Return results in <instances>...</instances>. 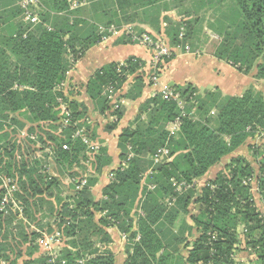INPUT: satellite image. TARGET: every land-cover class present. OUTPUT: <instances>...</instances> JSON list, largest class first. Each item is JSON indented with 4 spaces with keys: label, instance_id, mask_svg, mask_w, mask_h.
I'll return each instance as SVG.
<instances>
[{
    "label": "trees",
    "instance_id": "obj_1",
    "mask_svg": "<svg viewBox=\"0 0 264 264\" xmlns=\"http://www.w3.org/2000/svg\"><path fill=\"white\" fill-rule=\"evenodd\" d=\"M21 1L0 0V177L16 179L20 193L14 196L27 222L17 217L10 204L0 210V229L6 234L0 243L2 258L8 261L5 253L10 251L16 255L10 264H17L23 256L22 245L29 254L21 264H51L45 255H39L36 241L44 229L52 232L53 224L68 238L55 264H79V258L88 260L87 264H114L113 253L107 249L112 241L107 229L113 227L127 233L131 242L125 248L123 264H243L237 258L241 251L249 255V264H264V149L248 145L252 161L241 154L249 139L260 140L264 135V95L253 87L239 96H222L215 90L200 92L188 85L173 88L185 104L183 109L158 94L146 99L121 130L119 165L111 169L113 181L95 201L90 189L98 181L96 176L77 178L78 182L86 180L77 191L78 182L65 188L55 172L61 169L69 175L62 177L78 176L71 168L88 159L94 173L100 174L112 163L106 148L86 155L81 138L75 136L80 126L81 135L88 139H94L95 132L86 107L73 98L76 91L68 89L67 79L71 62L99 43L102 34L98 35L96 26L75 17L77 10H69L71 2L78 6L86 0H38L37 8L30 9L38 24L24 21ZM224 1L217 0V5ZM233 1L239 10L236 22L228 15L224 21L216 18L211 23V30L221 40L213 55L239 73L264 80V0ZM182 22L186 34L179 41ZM177 23L170 25L167 34L172 46L179 44L184 50L188 44L193 52L191 21ZM119 43L129 41L119 39ZM172 57L164 58L162 65ZM126 64L120 73L116 63L100 68L84 86L92 110L112 117L104 126L107 132L114 131L122 119L121 100L139 98L144 80L148 85L151 72L141 71L138 60ZM109 83L115 84L111 99L105 94ZM61 104L69 110L70 121ZM176 119L181 121L175 137L165 128ZM24 130L26 136L18 139ZM38 144L41 155L32 150ZM162 147L169 149L171 160L154 166L147 182L155 188L147 191L141 175ZM208 171L211 176L207 178ZM171 179L195 181L196 185L178 195ZM255 186L257 192L252 190ZM255 193L263 211L255 203ZM172 196L175 201L167 207L165 201ZM139 209L143 217L136 216ZM180 213L187 219L178 233L189 238L176 236L182 248L172 253L164 234ZM30 226L40 232H33ZM97 244L104 249L100 251ZM37 252L39 256H34Z\"/></svg>",
    "mask_w": 264,
    "mask_h": 264
},
{
    "label": "crops",
    "instance_id": "obj_2",
    "mask_svg": "<svg viewBox=\"0 0 264 264\" xmlns=\"http://www.w3.org/2000/svg\"><path fill=\"white\" fill-rule=\"evenodd\" d=\"M149 1L150 0H86L77 7H74L73 4L76 1H73L69 8L70 11L77 10L75 17L78 16L81 20L96 26L98 28V35H103L110 25L117 26L121 24L122 26L126 23H130L138 27L142 32L165 38L171 45L172 42L167 35L170 25H176L179 20L183 19L191 21L192 24L189 41L192 44L193 52L186 53L178 51L173 55L172 59L163 67V71L160 74V85H151L149 81V84L146 85L144 80L143 92L139 98L135 100L122 99V119L118 123L117 128L112 132L104 130L105 124L112 120V117L106 118L105 115H100L92 110L93 104L87 99L84 93V86L95 71L110 63L120 64L130 59L138 60L139 63H141V71L149 73L151 52L145 47L136 44L119 43V39L111 37L108 38L107 41H102L101 36L99 43L87 49L79 60L71 63L72 68L67 76L70 84L68 89L76 91L73 98L86 107V116H88L87 118L89 121H92L93 127L91 129L95 132L94 139H88V141L97 146L96 153H99L101 148H106L107 155L112 160L110 167H105L100 174L94 173L88 163V159L79 163L88 167L84 173L71 168V171L77 173L78 176L70 177V182H73L77 178H88L92 175L97 177V183L90 189L95 201L101 197L102 188L113 181V174L110 173L111 169L119 165L120 150L118 149V136L121 130L130 124L138 113L139 106L144 103L146 99L153 97L155 93L159 92L161 85L166 84L171 88L180 87L182 89H185L189 85L197 88L199 91H211L212 89L218 90V88H220V90L224 91V93L229 96H239L246 88H255L257 83L262 82V80L254 79L250 74L239 73L225 62L217 60L213 54L218 43L215 46L208 44L207 36L211 32V23H215L216 18H221L222 21L225 20L224 17L228 18V12L224 7V3L229 0H225L221 5H217V0H157L150 5H144ZM128 16L129 19L123 23V20ZM110 21L114 22L110 23ZM204 24L206 26H204ZM214 38L218 40L217 36ZM207 45L211 48L205 50L203 53L202 46L204 48ZM221 71L230 76L231 81L227 82L223 77L219 78L218 76L221 75ZM233 73L237 75L235 76ZM207 86H211V89H207ZM124 89H128V83L125 84ZM77 91H80V95ZM83 146L85 147V154L90 155L92 151L89 147L84 144ZM169 161H164L162 163ZM153 165L156 166L158 164L153 163ZM208 172L209 173L205 175L207 178L211 176L210 171ZM143 184L146 186L148 185L146 183ZM66 195L67 193L62 194V196ZM257 196L258 194L255 193V203L257 207L263 211V207ZM170 205L172 206V204ZM138 215L143 217L144 213L139 209L136 211V216ZM180 215H183L184 220L187 219L183 213H180L177 218ZM184 220H182V222ZM107 231L112 240L107 249L113 253L114 264H123L125 261L124 240L126 239L119 233L116 227L109 228ZM177 234H179L178 230ZM184 235L186 234L183 233L181 236L177 237L183 239L187 238V236ZM165 244L167 249H170L168 241ZM181 248L182 246L180 244L179 248L176 249L175 246L169 251L175 253L176 250H180ZM237 258L238 260L244 261L249 259V255L245 251H241L237 254Z\"/></svg>",
    "mask_w": 264,
    "mask_h": 264
},
{
    "label": "built area",
    "instance_id": "obj_3",
    "mask_svg": "<svg viewBox=\"0 0 264 264\" xmlns=\"http://www.w3.org/2000/svg\"><path fill=\"white\" fill-rule=\"evenodd\" d=\"M20 6L25 9V13H24V21L25 22H28L30 24H38L40 22L37 15L36 14L33 15L32 12L30 11V9H33V8L36 9L37 8L38 0H22L20 3ZM76 6H77V4H74V7H76ZM104 33L105 34L102 35V41H107L108 38H110V37L128 40L130 43H133V44L136 43L138 45L145 47L149 51H151L152 52V66L155 69V71H158L160 69L162 62H163V59L164 58L168 59L171 56L175 55V54H173L174 52L181 51V52L190 53V46L188 44H184V47H183L184 50H182V46L179 44L175 45L172 48V45L169 42L165 41V39L163 37L152 36L151 34H148L146 32H140L139 30H136L135 26H133V25H125V26H123V25L122 26L110 25V26H108V28L106 29V31ZM185 34H186V24H185V22H182L180 27H179L178 40L182 41L185 38ZM126 68H127L126 62L120 63L117 66V72L120 73V71H122V69H126ZM149 82L151 84H157L158 75L153 74L149 78ZM114 87H115L114 83H109L106 86L105 94H106L108 99H111L113 97ZM159 93H160V96L162 97V99L176 101L179 104L180 109L185 108V104L180 99L179 94L175 90H173V88L169 87L168 85H162ZM191 98L192 97H190V99ZM61 105H62L63 111L65 112L66 119L68 121H70L71 115H70L69 110L63 104H61ZM183 116H186V115L183 114ZM67 120L64 121L65 125L68 123ZM180 121H181L180 119H176L175 121H173L172 123H170L168 125L172 124V127H174V131L177 132L179 130ZM172 127H171V131L173 129ZM82 132H83L82 128L78 129L75 136L81 138V142L85 146H88L92 152H96L97 146L96 145L91 146L90 145L91 142L88 141V138L81 135ZM171 135H174L173 132H170V136ZM63 149L67 150L68 148L64 145ZM129 157H130V155H129ZM151 159H152L154 164H159V163H162L164 161H169L171 159L169 149L167 147H162V148L157 149V151L152 155ZM147 176H148V178H151L152 173H150ZM142 178L144 180V177H142ZM0 181H1L0 188H4L5 191L8 189V191H9L8 194L9 193L11 194L12 190L14 189L13 185H15L14 180L1 176ZM170 182H171V186L173 188L174 194H178V195H181L182 193L188 191L189 189L194 188L196 185L195 181H193L192 183H187L185 181L177 182L176 180L171 179ZM85 185H86V180L85 179L80 180L76 185V190L77 191L81 190ZM149 187H150V189H154L155 185L150 184ZM252 190H253V192H257L256 186L253 187ZM0 191L4 192L3 190H0ZM172 201H174V198L172 199ZM8 204H10L12 207H15L16 211L19 214V219L25 221V217L23 215L22 207L18 204V202L16 201L15 198L7 199V196L4 198H1L0 199V210H3ZM30 230H32L33 232H36V233L40 232L34 226H30ZM43 234L44 233H42V235ZM39 239H40V237L37 239V241ZM40 241H41V239H40ZM40 245L44 249L42 251V253L49 259V262L51 264H55V260L57 259V257H56L54 252H51L49 250L48 242L41 241ZM239 261H241V260H239ZM243 264H249L248 259L244 260Z\"/></svg>",
    "mask_w": 264,
    "mask_h": 264
},
{
    "label": "rangeland",
    "instance_id": "obj_4",
    "mask_svg": "<svg viewBox=\"0 0 264 264\" xmlns=\"http://www.w3.org/2000/svg\"><path fill=\"white\" fill-rule=\"evenodd\" d=\"M72 3L73 2H71V5H72ZM74 5V4H73ZM224 7H225V9H226V11L228 12V15H229V17L230 18H232V19H234L233 21H235L236 22V15L239 17V10H238V8L235 6V4H234V1L233 0H229L228 2H225L224 3ZM180 19V18H179ZM205 23V22H204ZM125 25H132V24H128V23H126V24H124L123 26H125ZM204 26H206L205 24H204ZM215 33L211 30V32L208 34V36H207V41H208V44L209 45H212V46H215L217 43H219L221 40L219 39V37L217 36V35H214ZM218 37V40H216L214 37ZM225 36H224V34H223V37L221 36V39L222 38H224ZM115 39H117V38H115ZM165 39V38H164ZM165 41H167L166 39H165ZM130 43V42H129ZM238 43H240V41H238ZM133 44V43H132ZM136 44V43H135ZM136 45H138V44H136ZM139 46H141V45H139ZM143 47V46H142ZM174 46H172V48H173ZM209 48H211L210 46H205L204 48H203V46H202V49H203V53H204V51L205 50H208ZM151 52V51H150ZM177 52H174L173 54H176ZM221 64H223V63H221ZM163 67H164V65H161V67H160V69L158 70V71H155V69L153 68V66H152V52H151V59H150V72H151V74H149V77L148 78H150L153 74H157L158 75V82H157V84H151V85H160V74L162 73V71H163ZM226 68H228V67H226ZM227 74H229V73H227ZM235 76L237 75V74H235V73H233ZM251 75V74H250ZM219 78L220 77H223V79H225L227 82H229V81H231V77L230 76H228V75H226L225 73H223V71H221V75H219L218 76ZM147 81V83H148V81H149V79H147L146 80ZM149 84V83H148ZM163 85H166V84H163ZM162 86V85H161ZM161 86H160V88H161ZM211 86H207V89H209ZM247 87V86H246ZM249 88V87H248ZM248 88H246V89H248ZM211 89V88H210ZM245 89V90H246ZM261 90V91H259V90ZM217 91V92H219L222 96H229V95H227V94H225L224 93V91H222V90H220V88H218V90L217 89H212L211 91ZM254 90V92H261L263 95H264V80H262V82L261 83H257V86L253 89ZM159 92H160V89H159ZM155 93L154 95H160V93ZM200 92H203V91H200ZM200 92H198V93H200ZM223 94H225V95H223ZM199 95V94H198ZM213 113V112H212ZM211 113V114H212ZM211 116H214V115H211ZM213 119V118H212ZM170 123H172V122H170ZM170 123H167V125H166V130L169 132H173V134L174 135H171V136H177V132H175L174 131V127H172V124L171 125H168V124H170ZM142 126V125H141ZM171 127L173 128L172 129V131H171ZM77 128H79V129H81L82 127L80 126V127H77ZM83 129V128H82ZM169 132V133H170ZM24 136H26V132L25 131H22V133H20L17 137H18V139H20V138H23ZM261 138H260V140H258V137L256 138V139H249L247 142H246V145L244 146V147H242V149H241V154L242 155H244L249 161H252V156L250 155V153H248V145H251V144H256V146L257 147H259L258 149L259 150H263L264 149V135H261L260 136ZM17 142H18V140H17ZM91 146H94V143L93 144H90ZM250 147V146H249ZM32 150L35 152V154H38V155H41L42 154V152L41 151H37V148H40V145L38 144V145H33L32 146ZM28 149L27 148H24V151H27ZM43 151V150H42ZM18 155H21V156H24L23 154H18ZM152 162V161H151ZM154 166L155 165H153V163H152V165H150V167L149 168H147L146 169V172L145 173H143L141 176L142 177H144V180L143 181H145V182H147L149 179H148V176L147 175H149L150 173H153L154 174V172H155V170H154ZM87 168L88 167H86V166H83L82 164H79V165H75V166H73V170H77V171H79V172H81V173H84L86 170H87ZM59 169V168H58ZM58 173V176L60 177V179L63 181V182H65L64 183V186H65V188L68 186V184H69V182H70V178H68V177H62V175H67V176H69L68 174H67V172H65V173H63L62 171H61V169H59V170H57V172H55V174H57ZM147 176V177H146ZM2 177H4V176H2ZM5 178H7V177H5ZM146 178V179H145ZM143 179V178H142ZM197 180V179H196ZM254 181V180H253ZM72 182V181H71ZM74 182L76 183L77 182V179L76 180H74ZM150 183V182H149ZM149 183L147 182V186H145L146 187V189H147V191H151L152 189H150V187H149ZM14 184L15 185H13V187H14V189L12 190V193L10 194H8V189L5 191V189L4 188H0V190H3L4 192H2V191H0V199L1 198H4V197H6L7 196V199H11V198H15V196H14V194L15 193H20V190H19V186L17 185V181H16V179L14 180ZM252 184H255V181L254 182H252ZM154 190V189H153ZM52 192H53V190H52ZM54 193V192H53ZM8 194V195H7ZM174 198V200H175V197L174 196H172L170 199L168 198V200L167 201H165V203L167 204V207H169V206H171L170 204V201H172V199ZM141 204V203H140ZM140 206V205H139ZM139 206H137V207H139ZM12 209L13 210H16V208L15 207H12ZM17 217L19 218V214H18V212H17ZM37 218H38V215H37ZM182 220H184V217H183V215H180L176 220H175V222L173 223V225H168L167 227V230L165 231V234H164V237L166 236V239H167V241H168V243H169V245H170V249H173L175 246H176V249L177 248H179V242L177 241L178 239H175V237L176 236H181V234L179 233V234H177V230H179V228L178 227H180L182 224H183V222H182ZM25 222H27V219L25 218ZM27 224V223H26ZM51 230H52V232H47V230L46 229H44L41 233H44L41 237H40V239H41V241H43V242H48V245H49V250L51 251V252H54L55 253V255H56V257H58V252L61 250V249H63V248H65L66 247V242H67V240H68V238L66 237V236H64L63 234H62V232L59 230V229H57V227L55 226V225H51ZM118 228V227H117ZM87 229V228H86ZM118 230H119V233L126 239V240H124V243H125V248L126 247H128L127 245H131V242L130 241H128L129 239H127V238H129L128 237V234L127 233H124V232H121L120 231V229L118 228ZM169 230H170V233H168L169 232ZM83 234V233H82ZM125 235V236H124ZM6 236V234H5V229H0V243L2 244V243H4V237ZM184 236H187V235H184ZM9 237V236H8ZM127 237V238H126ZM170 238V239H169ZM176 238H178V237H176ZM187 238H189L188 236H187ZM40 239L38 240V241H36L37 242V244L39 245V249H40V252H41V254H39V255H44L43 253H42V251L44 250L43 248H42V246L40 245ZM94 239H97V237H94ZM97 248H99V250L101 251V250H103L104 248H102V246L101 245H98L97 244ZM20 248H21V250H22V252H23V256L22 257H20L19 259H18V261H17V264H21L25 259H26V257H28V252H26L25 251V247L24 246H20ZM19 248V249H20ZM124 248V249H125ZM170 249H168V251L170 250ZM171 252V251H170ZM173 253V252H172ZM2 255H4L3 253H1L0 252V264H10L11 262H13L14 260H15V257H16V255L15 254H13L12 252H10V251H8V252H6L5 253V256L7 257H9V260L8 261H6V259L4 260L3 258H2ZM38 255V252L37 253H34V256H39ZM7 257V258H8ZM88 261V260H87ZM87 261H85V259L84 258H79V260L77 261L79 264H87Z\"/></svg>",
    "mask_w": 264,
    "mask_h": 264
}]
</instances>
